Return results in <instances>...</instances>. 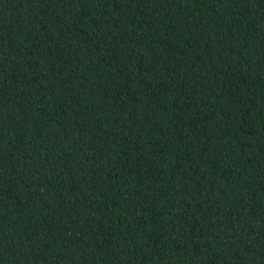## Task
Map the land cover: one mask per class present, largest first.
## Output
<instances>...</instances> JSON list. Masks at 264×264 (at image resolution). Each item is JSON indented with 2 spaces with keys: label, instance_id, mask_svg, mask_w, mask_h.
Segmentation results:
<instances>
[{
  "label": "trees",
  "instance_id": "obj_1",
  "mask_svg": "<svg viewBox=\"0 0 264 264\" xmlns=\"http://www.w3.org/2000/svg\"><path fill=\"white\" fill-rule=\"evenodd\" d=\"M0 264H264V0H0Z\"/></svg>",
  "mask_w": 264,
  "mask_h": 264
}]
</instances>
